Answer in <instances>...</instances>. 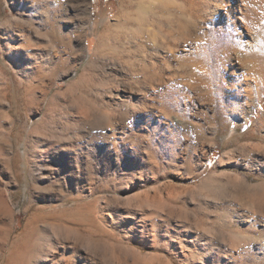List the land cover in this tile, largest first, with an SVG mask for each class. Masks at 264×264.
<instances>
[{"label": "rangeland", "instance_id": "1", "mask_svg": "<svg viewBox=\"0 0 264 264\" xmlns=\"http://www.w3.org/2000/svg\"><path fill=\"white\" fill-rule=\"evenodd\" d=\"M173 3L0 0V264H264V79Z\"/></svg>", "mask_w": 264, "mask_h": 264}, {"label": "bare ground", "instance_id": "2", "mask_svg": "<svg viewBox=\"0 0 264 264\" xmlns=\"http://www.w3.org/2000/svg\"><path fill=\"white\" fill-rule=\"evenodd\" d=\"M186 6L184 8L180 4L173 3L171 11L175 14L174 18L179 20V15L183 14L188 21L192 18L194 11L198 10L199 19H202L206 29L216 33L230 34L233 40L235 39L232 49L221 53L224 58L222 63L226 78L236 77L238 71L250 76L255 82L264 79V74L261 75V69L264 67V37L261 33L264 29V0H188ZM142 34L147 37L152 35V30L148 25ZM193 43L191 42L190 45ZM259 63L261 66H258ZM199 75L202 79L212 77L210 73L204 71ZM242 79L244 82L250 81L244 76ZM248 111V109L245 111V115Z\"/></svg>", "mask_w": 264, "mask_h": 264}]
</instances>
